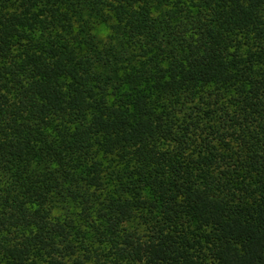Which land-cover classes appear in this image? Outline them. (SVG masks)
I'll use <instances>...</instances> for the list:
<instances>
[{"label": "trees", "instance_id": "trees-1", "mask_svg": "<svg viewBox=\"0 0 264 264\" xmlns=\"http://www.w3.org/2000/svg\"><path fill=\"white\" fill-rule=\"evenodd\" d=\"M0 264H264V0H0Z\"/></svg>", "mask_w": 264, "mask_h": 264}]
</instances>
